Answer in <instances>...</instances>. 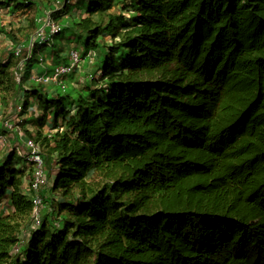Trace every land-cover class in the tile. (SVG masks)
<instances>
[{"label":"trees","instance_id":"16d2710c","mask_svg":"<svg viewBox=\"0 0 264 264\" xmlns=\"http://www.w3.org/2000/svg\"><path fill=\"white\" fill-rule=\"evenodd\" d=\"M114 2L79 0L72 18L58 0H0L34 7V25L53 12L97 54L58 93L0 62V103L13 93L40 126L26 136L49 147L50 181L14 254L32 200L25 160L0 157V264H264V0H125L128 16Z\"/></svg>","mask_w":264,"mask_h":264},{"label":"rangeland","instance_id":"374dc122","mask_svg":"<svg viewBox=\"0 0 264 264\" xmlns=\"http://www.w3.org/2000/svg\"><path fill=\"white\" fill-rule=\"evenodd\" d=\"M79 0H71L67 4V9H64L65 11L70 10L73 12V15L70 17L75 16H80L83 15L78 7ZM125 0H115V2L112 4L111 9L108 11L107 14H116L123 12L125 16H128V12H132L133 9L128 8L127 10H122L123 5H124ZM59 7L60 9L64 8V2L63 0H58ZM86 6L82 8V11L85 9ZM5 9L0 10V18H4V15L6 12L4 11ZM79 10V11H78ZM67 13V12H66ZM79 13V15H77ZM68 14V13H67ZM41 16L40 19L42 20L40 23L35 22L34 25V16H35V11L34 7H31L28 9V11L20 13V17H16V19H20V22H22V27L15 31L14 28L9 29L8 28H2L0 27V62L5 61L9 58L8 56V51L10 49L6 48V44L10 43L13 46L21 45L23 46V53L19 58H16L17 62L19 65L17 66L18 71H20L21 78L23 80V83L21 85V89H28L31 88L32 86L37 87L38 89H43L46 91L50 92H61L63 88H68L69 85H72V78L71 74L74 72L82 82L83 76L86 75L84 69L85 66L81 67L77 72L73 71L66 76L62 77L59 79V85H51V84H37L32 81V76L36 77H42V76H47L51 77L54 74V69L57 68L58 66H65L68 65V51L71 48H75L77 52L79 53L80 59L84 58L85 55L87 54L86 47L84 46V36L80 35L78 32L71 31L69 29L70 26L62 25L61 22L60 25L62 27V31L60 34L56 36H49V45L44 46L43 43L39 40V38L36 39L37 43V52H31L29 51V44L26 43L25 40L28 39H33L36 31H39L44 28V18L45 14L40 13ZM65 16V15H64ZM62 16V17H64ZM68 16V15H67ZM12 17V16H11ZM59 20V18H56ZM15 20V19H14ZM24 22V23H23ZM107 22L106 16L102 18L100 21V25H104ZM13 24H17L16 21L13 22ZM15 31V32H14ZM45 35H49L48 29H43ZM6 33V34H3ZM107 41H109L108 38H106ZM96 54V53H95ZM97 55V54H96ZM84 64H88L87 59L85 60ZM94 64V63H93ZM91 64V67L93 66ZM95 66V65H94ZM93 66V67H94ZM102 67V64L99 65ZM88 67V66H87ZM89 68V67H88ZM87 68V69H88ZM100 74L98 73L96 75V78H99ZM63 87V88H62ZM62 89V90H61ZM13 93H10V95L7 96L6 98V105H1L0 103V157L11 150L14 152H17V148L21 151H25L23 148V138H26V131L31 133L33 136L36 138V132L40 128V126L36 125L37 123H34L31 120V116L28 113L26 116H21V111L17 110L14 112V106L11 105L12 103L10 102L11 99L13 98L12 96ZM11 103V104H10ZM19 107L22 105V100L18 101ZM32 105V104H31ZM33 110L35 107L32 105L31 106ZM36 118L38 117L37 114H35ZM48 126H50V121L47 123ZM42 130L46 131V127H43ZM17 132V135L19 137V143H17L14 140V133ZM22 144V145H21ZM37 144L40 147L41 152L44 154L46 153L47 149L49 148L46 146V144L43 143L42 138H39L37 140ZM43 159V156H42ZM44 160V159H43ZM17 166L19 168H22L25 170V178L23 181V185H26L27 180L29 179V173L30 172V165L26 161L21 162V160L16 161ZM54 174V172H51ZM46 179L48 182V185L50 184L49 179L47 178V173H46Z\"/></svg>","mask_w":264,"mask_h":264},{"label":"built area","instance_id":"2783aa9c","mask_svg":"<svg viewBox=\"0 0 264 264\" xmlns=\"http://www.w3.org/2000/svg\"><path fill=\"white\" fill-rule=\"evenodd\" d=\"M71 0H63L64 5H67ZM59 9V8H57ZM53 12H46L44 18V28L48 29L49 35H45L43 29L36 31V34L33 39L30 40L29 51L32 52L36 39L39 38L41 43L45 46L49 45V36H56L61 33L62 27L60 23L56 22L52 17ZM37 23H40L42 20L40 18L35 19ZM23 53V46H15L12 50L8 51V56L12 55L14 58H19ZM87 59L88 63L91 65L95 59L96 54L94 51H89L84 58L80 59L79 53L75 48H71L68 51V65L58 66L54 69V74L51 77L42 76L36 77L32 76V81L41 85V84H51V85H59V79L66 76L67 74L78 71L83 65L85 60ZM14 78L17 83L22 81L20 71L14 73ZM30 112H35L31 107ZM54 132L52 130H47L45 132L46 138L48 140L51 139V136ZM1 143V142H0ZM23 148L25 151H20L17 148V155L24 159L30 165V177L27 180L25 185V192L29 194L32 200V215L30 220V225L24 231L20 237L19 242L16 247L13 248V253L16 254L20 247L26 244V240L28 238V233L31 230L37 229L40 225L41 221V210L43 208V201L41 197V190L44 186L47 185L46 173L44 161L42 159L41 150L39 145L32 139L23 138ZM1 208V207H0ZM2 209V208H1ZM3 213H6L4 210Z\"/></svg>","mask_w":264,"mask_h":264},{"label":"crops","instance_id":"0c3cea01","mask_svg":"<svg viewBox=\"0 0 264 264\" xmlns=\"http://www.w3.org/2000/svg\"><path fill=\"white\" fill-rule=\"evenodd\" d=\"M5 12H6V14L4 15V18H0V27H2V28H8V26H12V27H9V29H10V31H11V29H13L14 27H16L17 29H19L20 27H22V22H20V19H16V17H20L19 15H20V12H16V13H10V11L9 10H4ZM12 16V17H11ZM15 19V20H14ZM14 21H16V23L17 24H13V22ZM24 23V22H23ZM16 28H14V30L16 31L17 29ZM14 31V32H15ZM25 42H26V40H25ZM18 46V45H17ZM21 46V45H20ZM23 46H24V44H23ZM15 46H13L12 44H10V43H8V44H6V48H8V49H10V50H12V48H14ZM84 66H85V69H84V71H85V73L86 74H88L89 73V70H90V68H91V65L88 63L87 65L86 64H84ZM83 66V67H84ZM89 68H88V67ZM88 68V69H87ZM25 187V186H24ZM4 203H3V205L1 206V208H0V212L1 213H3L4 212V210L6 211L7 209H8V205H7V201L6 200H4L3 201Z\"/></svg>","mask_w":264,"mask_h":264}]
</instances>
